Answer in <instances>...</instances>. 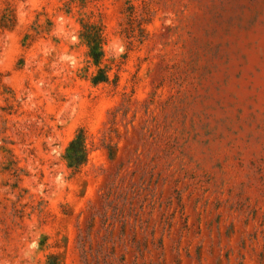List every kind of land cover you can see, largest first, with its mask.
<instances>
[{"label":"rangeland","instance_id":"374dc122","mask_svg":"<svg viewBox=\"0 0 264 264\" xmlns=\"http://www.w3.org/2000/svg\"><path fill=\"white\" fill-rule=\"evenodd\" d=\"M56 262L264 264V0H0V264Z\"/></svg>","mask_w":264,"mask_h":264},{"label":"trees","instance_id":"16d2710c","mask_svg":"<svg viewBox=\"0 0 264 264\" xmlns=\"http://www.w3.org/2000/svg\"><path fill=\"white\" fill-rule=\"evenodd\" d=\"M89 45L91 57L94 58L96 62H98L101 57V53L97 54V52L101 49V42L99 41L98 31L95 34V38L89 41ZM88 157L89 151L86 145V138L82 132H79L69 143L64 159L67 163V166L70 169L76 171L79 169V167L87 162Z\"/></svg>","mask_w":264,"mask_h":264}]
</instances>
